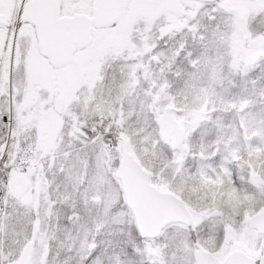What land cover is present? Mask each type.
Wrapping results in <instances>:
<instances>
[{"label":"snow or ice","instance_id":"6c2138e0","mask_svg":"<svg viewBox=\"0 0 264 264\" xmlns=\"http://www.w3.org/2000/svg\"><path fill=\"white\" fill-rule=\"evenodd\" d=\"M0 264H264V0H0Z\"/></svg>","mask_w":264,"mask_h":264}]
</instances>
